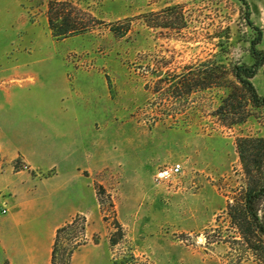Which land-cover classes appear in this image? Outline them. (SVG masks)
Wrapping results in <instances>:
<instances>
[{"label": "rangeland", "instance_id": "374dc122", "mask_svg": "<svg viewBox=\"0 0 264 264\" xmlns=\"http://www.w3.org/2000/svg\"><path fill=\"white\" fill-rule=\"evenodd\" d=\"M71 1L104 23L56 39L47 25L48 0H0V71L17 65L38 76L24 88H12L8 98L0 92V124L10 130L8 139L1 138L7 152L30 141L26 124L44 107L46 94L57 90L63 73L69 87L76 73L77 89L84 90L86 80L92 89L88 103L83 91L78 98L67 89L63 98L48 99L61 122L71 116V107L79 115V130L36 140L48 150L46 158H60L65 149L67 160L46 169H27L19 158L11 162L28 182L17 194L33 225L9 227V215L2 212L8 194L0 192L3 241H18L27 229L51 234L74 219L60 233L55 264H65L79 240L107 243L110 264H258L225 207L245 186L235 140L264 137V107L225 127L212 115L223 89L196 91L178 101L167 96L168 83L159 79L206 58L252 64L250 46L257 33L245 16L248 11L260 28L256 47L264 53V0H245L247 6L241 0ZM170 6L181 9L182 18L177 9L171 19L175 28L150 27L142 17ZM113 22L129 23V30L115 35L108 27ZM4 75L17 76L11 70ZM251 82L264 96V62ZM18 124H25L23 131ZM61 146L60 154H52ZM175 163L182 170L172 181L156 178ZM7 165L3 161L2 167ZM119 230L121 238L111 244ZM34 261L41 262V255ZM0 264H11L4 251Z\"/></svg>", "mask_w": 264, "mask_h": 264}, {"label": "trees", "instance_id": "16d2710c", "mask_svg": "<svg viewBox=\"0 0 264 264\" xmlns=\"http://www.w3.org/2000/svg\"><path fill=\"white\" fill-rule=\"evenodd\" d=\"M241 1L247 6L245 0ZM177 9L180 10L178 11L180 16L176 17L182 18L179 6H170L159 12H148L142 14V17L150 27L172 29L175 27L172 26L171 19L176 18ZM245 18L257 33L250 46L252 64L227 65L206 58L191 62L183 66L181 71L167 74L159 79L168 83L167 96L179 99L178 101L196 91L223 89L224 94L220 97L212 115L225 127L244 122L252 115L253 109L264 107V96L259 95L251 82L258 67L264 62V53L256 47L261 39V30L250 21L248 11ZM46 20L51 35L56 39L82 35L104 23L71 0H48ZM122 23H109V30L115 35L123 36L129 30L130 24ZM119 24L122 26L119 27ZM235 148L245 177V186L238 195L227 201L225 212L230 223L237 230L243 246L258 264H264V137L239 136L235 140ZM102 189L100 186L96 195L100 194ZM74 221L73 219L56 228L50 264H55L60 233L65 227L74 224ZM116 225L120 229V224L116 222ZM121 235V230L113 234L110 243L115 244ZM82 243L81 240L74 243L67 253L65 264H69L72 252Z\"/></svg>", "mask_w": 264, "mask_h": 264}, {"label": "crops", "instance_id": "0c3cea01", "mask_svg": "<svg viewBox=\"0 0 264 264\" xmlns=\"http://www.w3.org/2000/svg\"><path fill=\"white\" fill-rule=\"evenodd\" d=\"M20 68V66L14 65L9 68L5 67L0 71V74L3 73V75H0V92H2L5 98L10 96L12 88H24L36 81L38 76L35 71ZM10 70L12 73L17 74L15 78H11L10 75H4ZM62 76L63 81L60 85L58 84L57 90L54 89L46 94V98L40 102L44 107L39 108L37 111H33L34 119L26 124V131H30V133H28V139H30V141L24 145H15L13 152H7L1 138L5 137V139H8L10 137V130L6 127V124H0V192L5 191L8 194V197L4 202V208L6 210L5 213L9 215V219L5 223L11 228L19 226L27 228L33 225L31 222L25 220L24 216L27 210V203L24 198L22 199L17 194L20 191H26L28 182L26 181V177L22 176L24 171L21 169L14 170L11 162L16 158H19L21 163L27 166V169H46L53 164H57V162L62 161V157L63 161H65L67 160L66 155L69 156V154H66L64 146H61L58 150H52V154L54 153L55 155L58 151L60 154L62 149H64L65 151L63 150L62 157L57 159L46 158L49 152L44 145H41L36 141L37 137H60L62 135L61 133L64 131H76L80 129L79 115L76 112L77 109L75 110L71 107V111L69 110L71 116H67L69 117V122H73H70L69 124L65 123L68 120L66 119L67 117H64L65 120L63 123L60 120L61 114L57 117L56 111L54 112V110L48 107V99H56L57 97L63 98L67 89V94L78 98H80V92L83 91L85 93L87 103L90 100V93L92 91L90 80H86V88L80 91L77 89L79 82L78 74H73V78L71 80L73 87H69L67 85L64 73ZM18 125H21L17 126L18 131L25 127V124ZM7 141V144L12 147V142L9 140ZM55 146L57 147V144L54 145V147ZM3 161L8 164L4 168L2 167ZM45 163L48 164L44 165ZM3 177L6 179V183L4 184L2 181ZM96 201L97 199L94 195L95 205ZM16 202L18 203L17 205H15ZM1 227L2 226L0 225V253L4 251L11 264H16V260L18 259H21L23 264H50L52 244L56 230L55 228L51 234L47 231L46 235L43 236L35 235L32 230L27 229L25 230L26 234L22 235L20 240H10L7 245V241H3ZM39 255H41V262H35L34 259ZM98 259H100L101 264H110L107 243L102 244V242H89L86 240L85 244H81L72 252L69 264H97Z\"/></svg>", "mask_w": 264, "mask_h": 264}, {"label": "built area", "instance_id": "2783aa9c", "mask_svg": "<svg viewBox=\"0 0 264 264\" xmlns=\"http://www.w3.org/2000/svg\"><path fill=\"white\" fill-rule=\"evenodd\" d=\"M181 170L182 166L179 163H175L158 171V173L156 174V178L165 182H170L176 175L181 172ZM2 212H6L5 208L2 209Z\"/></svg>", "mask_w": 264, "mask_h": 264}]
</instances>
